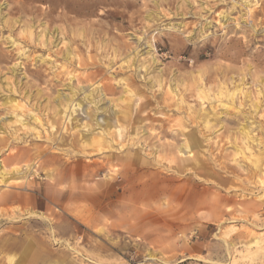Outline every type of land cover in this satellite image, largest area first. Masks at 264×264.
Here are the masks:
<instances>
[{
  "label": "rangeland",
  "instance_id": "obj_1",
  "mask_svg": "<svg viewBox=\"0 0 264 264\" xmlns=\"http://www.w3.org/2000/svg\"><path fill=\"white\" fill-rule=\"evenodd\" d=\"M0 162V264H264V0H0Z\"/></svg>",
  "mask_w": 264,
  "mask_h": 264
},
{
  "label": "bare ground",
  "instance_id": "obj_2",
  "mask_svg": "<svg viewBox=\"0 0 264 264\" xmlns=\"http://www.w3.org/2000/svg\"><path fill=\"white\" fill-rule=\"evenodd\" d=\"M33 2H42L43 0H32ZM57 6H55V7H50L51 9H50V11L49 12H45L44 14H42V16L44 15V17L47 19V17H49V16H51L54 12H55V8H56ZM15 11H16V13L18 12V9H14ZM32 10V9H31ZM70 10V8H69V6H68V4H67V2L65 3H63V5H62V13L64 14V12H68ZM19 13V12H18ZM60 16H61V13L59 14ZM25 26H23V29H22V31H21V33H22V35H23V41H32L33 40V42L36 40V39H40V38H43V35H41V34H37V37H34V34H33V31H32V27H33V25L32 24H30V23H25L24 24ZM47 25V24H46ZM56 31V30H55ZM58 34H59V32H57ZM51 34H53V33H51ZM40 41V40H39ZM15 42V41H14ZM69 57V54H67L66 55V58H68ZM153 62H155V60L153 59L152 60ZM202 87H204L205 88V86H203V85H201V86H198L197 87V91H198V98L200 99V100H203L204 98H206V94L203 92V90L201 89ZM236 93H235V91H232V92H228L227 94H226V97H228V98H230V100H231V102H233L234 101V97L236 96L235 95ZM244 95H246V94H244ZM92 96H93V93H89L88 95H85V97H84V99H83V101H86V100H88V104L90 105V104H95L96 105V103H94L93 102V99H92ZM180 100V103H182L181 102V99H179ZM83 101L81 100V101H77V99H76V93H75V91L74 90H70V93H69V95H67L66 96V100L62 103V106H61V109L63 110V112H64V115H66V119L69 121V120H72V115L74 114V113H76L80 108H81V105H82V103H83ZM34 121L35 122H37V123H39V120L37 119V118H35L34 119ZM207 123H208V121H207ZM103 134L105 135V134H109L108 132H103ZM243 134H245V150L246 151H248V152H251L252 151V149L250 148V146H248L247 145V141H252L253 142V138H251V137H249V134L247 133V132H243ZM37 135H38V133H37ZM188 153H190V150L188 149ZM190 160V158H188L187 159V161H189ZM253 163V162H252ZM254 164H257V162H254ZM109 165V163H107V162H102L100 165H98V171H96V172H99L100 170H102V169H105L107 166ZM197 165H199V162H198V164ZM190 166V165H189ZM0 171H1V176L3 177L4 176V169H3V165H2V162H0ZM16 173H18V170H16ZM113 175V174H112ZM3 180V179H2ZM1 182H3V181H1ZM264 184V183H263ZM125 185H127V179H126V177H123V178H121V179H118V180H112L110 183H106V186L108 187V188H116V187H120V188H123V186H125ZM54 195H55V198H52L53 196L52 195H50V196H46V198L48 199V200H51V201H54L55 203H58L61 207H63L64 205L61 203V201H58L57 200V197H61L62 199H64V198H67V200H66V202L67 201H69V202H71V200H77V198H81V197H84L85 196V194H80V196H73V198H72V196H70V195H67L66 193H54ZM10 196V195H9ZM8 196V197H9ZM9 200L11 199L10 197L8 198ZM90 205V204H89ZM39 206H42L41 204H39ZM76 206V205H75ZM85 207V206H84ZM92 207V206H91ZM97 208H95V209H97V210H99V208L100 209H102V206H99V205H97L96 206ZM65 207H63V209H64ZM255 208V207H254ZM70 210H71V208H69ZM69 209H67L68 210V212H69ZM80 210H81V207L79 208ZM84 209V208H83ZM89 209V208H88ZM94 209V210H95ZM73 210V209H72ZM87 210V209H86ZM85 210V211H86ZM92 210V209H91ZM48 211V210H47ZM66 211V210H65ZM96 211V210H95ZM95 211H91L93 214H94V212ZM134 210L132 209V211H131V214L130 215H132V214H134V212H133ZM252 211H254V209L252 210ZM71 212H73V211H71ZM66 213H67V211H66ZM96 213V212H95ZM32 215H36L35 213H33ZM49 215V214H48ZM37 216V215H36ZM51 216V215H50ZM129 216V215H128ZM43 221H45V222H48L49 220H48V217H42V216H39ZM52 217V216H51ZM54 217V216H53ZM72 217H73V215H72ZM131 217V216H130ZM49 219H51L50 217H49ZM143 220V219H142ZM90 228V227H89ZM99 233H100V231H99ZM263 240V239H262ZM258 242V240H256L255 241V243H257ZM59 243V242H58ZM70 248V247H69ZM260 248H261V246H260ZM73 249V248H72ZM72 249L70 248V249H68L67 248V250H70V251H72ZM76 251V250H75ZM41 252H44L43 250L41 251ZM73 253H75L74 251H72ZM46 253V252H45ZM40 254V253H39ZM44 254V253H43ZM8 259H9V257H8ZM12 259V258H11ZM57 260L58 261H62V262H64V257H58L57 258ZM10 262H11V260H10ZM56 263V262H55Z\"/></svg>",
  "mask_w": 264,
  "mask_h": 264
}]
</instances>
